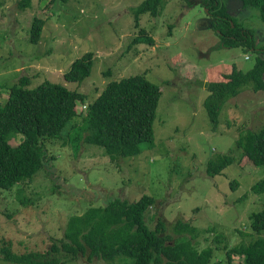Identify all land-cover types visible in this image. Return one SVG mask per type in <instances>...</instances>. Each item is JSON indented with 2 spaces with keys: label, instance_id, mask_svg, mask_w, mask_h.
<instances>
[{
  "label": "rangeland",
  "instance_id": "rangeland-1",
  "mask_svg": "<svg viewBox=\"0 0 264 264\" xmlns=\"http://www.w3.org/2000/svg\"><path fill=\"white\" fill-rule=\"evenodd\" d=\"M140 1L33 0L21 10L16 0H0V102L21 76L28 78L26 86L48 79L83 92L77 112H84L83 106L109 80L121 76L143 74L161 90L153 146L142 143L139 153L111 159L105 148L67 137L71 125L80 126L77 117L67 134L63 130V138L47 141L50 158L31 178L0 187V248L46 252L62 236L70 216L115 197L132 201L143 194L156 200L145 214L150 228L161 219L166 233L176 239L177 220L192 224L199 231L193 242L199 249L211 245L213 259H223L226 247L264 238V232L256 235L250 228V214L264 208V193L250 188L264 177V164L242 160L235 145L241 131L264 126V90L244 84L223 104L212 129L203 106L208 90L201 83L219 79L233 66H253L256 50L264 47L258 8L243 6L241 0H219L238 27L252 31L256 50H251L225 45L213 27L225 22L213 15L206 0H166L158 15H140L136 27L133 9ZM35 16L45 24L39 41L32 42ZM139 28L146 34L139 35ZM138 35L150 36L152 43L133 41ZM85 52L93 54L89 74L77 81L65 79L63 73ZM21 138L18 134L8 142L17 145ZM223 154L232 155L233 161L220 173H206L207 160ZM232 179L237 181L234 187ZM119 262L81 256L58 264ZM0 264L26 263L0 254Z\"/></svg>",
  "mask_w": 264,
  "mask_h": 264
},
{
  "label": "trees",
  "instance_id": "trees-1",
  "mask_svg": "<svg viewBox=\"0 0 264 264\" xmlns=\"http://www.w3.org/2000/svg\"><path fill=\"white\" fill-rule=\"evenodd\" d=\"M31 1L16 0L17 7L27 9L31 7ZM206 1L213 15L225 22L222 27H213L225 40L226 46L243 45L256 50L251 30L238 27L219 0ZM164 3L166 0L140 1L133 9L135 26L144 13L158 15ZM241 3L257 7L259 18L264 23V0H241ZM44 24L43 18H32V42L39 41ZM143 33L146 34L145 29L139 28L138 34ZM139 35L133 41L152 43L150 36ZM261 48L256 50L254 64L247 70L233 66L219 79L201 82L208 90L203 106L212 129L217 126L223 104L238 94L244 84H250L254 91L264 90V47ZM92 58L91 52H85L73 60L63 73L64 78L73 81L83 79L90 72ZM27 81V77L21 76L18 83L11 85L7 99L0 102V187L10 188L21 178H31L50 158L47 141L63 138V130L67 134L65 129L77 117L81 124L77 128L71 125L73 133L69 132L67 137L99 145L105 148L111 159L139 153L142 143L153 146V120L161 90L143 74L109 80L97 97L85 105L84 112L76 110L77 102L85 99L83 92L48 79L36 86H26ZM18 134L21 141L11 145L8 141ZM235 145L241 149L242 160L264 164V126L258 131H241ZM232 161L230 154L209 158L206 173H220ZM230 182L232 187L237 184L235 179ZM250 188L253 193H264V177L254 181ZM155 203V198L148 194L132 201L115 197L105 205H91L81 214L70 216L62 236L52 240L46 252L16 253L9 247H2L0 254L10 261L26 264H58L81 256H97L111 261L118 259L119 264L123 260L128 264H264V238L260 236L248 242L224 246V258L213 259L211 245L196 247L193 241L199 231L192 224L177 220L174 225L178 233L176 239L166 233L161 219L153 229L150 228L145 214ZM250 228L256 235L264 232V208L250 214ZM235 255H241V258L235 260Z\"/></svg>",
  "mask_w": 264,
  "mask_h": 264
},
{
  "label": "built area",
  "instance_id": "built-area-1",
  "mask_svg": "<svg viewBox=\"0 0 264 264\" xmlns=\"http://www.w3.org/2000/svg\"><path fill=\"white\" fill-rule=\"evenodd\" d=\"M85 107V105L83 106V108Z\"/></svg>",
  "mask_w": 264,
  "mask_h": 264
}]
</instances>
